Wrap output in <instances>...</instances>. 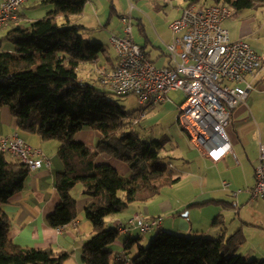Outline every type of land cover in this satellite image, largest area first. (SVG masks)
<instances>
[{"label": "trees", "instance_id": "1", "mask_svg": "<svg viewBox=\"0 0 264 264\" xmlns=\"http://www.w3.org/2000/svg\"><path fill=\"white\" fill-rule=\"evenodd\" d=\"M47 1L54 8L44 17L17 25L0 37V108L9 107L20 129L60 142L64 170L57 174L56 186L61 201L48 216V223L59 228L78 217L77 200L71 190L83 184L84 193L90 197L85 215L92 222L93 234L83 245L82 262L113 264L110 245L118 239L120 230L107 227L106 218L132 203L152 200L180 177L173 174L159 152L168 139L146 141L136 132L127 131V126L139 121L127 123L128 113L122 105L81 79L79 68L83 63L111 59L102 42H91L81 34L86 26L77 18L91 0ZM184 1L186 6L221 4L238 10L264 5V0ZM5 39L14 45L13 50L3 48ZM141 47L150 57L146 45ZM83 130L98 133L95 147L77 139ZM8 154L0 152V264H65L67 252L52 247H22L10 237L11 218L3 205L23 189L31 169ZM102 155L125 163L128 173L100 161ZM218 223H222L219 216L213 221ZM243 236L241 231L228 238L189 236L160 228L147 247L140 245V236L128 237L119 260L125 264H264V259L242 256L239 247ZM136 245L137 252L130 257Z\"/></svg>", "mask_w": 264, "mask_h": 264}, {"label": "crops", "instance_id": "2", "mask_svg": "<svg viewBox=\"0 0 264 264\" xmlns=\"http://www.w3.org/2000/svg\"><path fill=\"white\" fill-rule=\"evenodd\" d=\"M2 1L0 0V5ZM89 2L83 13L77 18V21L83 25H86L89 20L87 16ZM53 8L54 5L47 0H25L19 10L18 21L4 23L0 27V37L5 36L10 29L17 25L44 17ZM231 14L223 20V26L228 29L232 39L243 38L247 41V32L242 30L239 32L240 35L233 37L230 29L225 26L224 23ZM252 19L256 20L257 16ZM141 23L143 24L142 21ZM143 28L144 45H146L151 60L156 66H159L157 61L165 60L164 65L159 67L170 65L168 48L157 46L160 52L153 55L148 46L152 42L144 24ZM262 30L264 32V22L254 32L260 33ZM251 45L261 54L262 64L259 69L248 75V80L252 82L253 88L249 91L246 100L238 104L232 114V122L236 121L238 128L228 131L233 151L229 152L222 160L214 162L195 147L189 139V146L178 157L183 159L184 164L180 168L181 175H178L180 180L174 185L181 183L187 173L191 177V194L176 198L172 192H166V196H164L162 190L156 197L141 206L135 202L123 211L108 216L106 218L108 227H118L121 222L129 225L132 215L141 211L146 220L161 217L160 228L178 234L228 238L235 232L241 231L244 236L239 252L242 256H247V259H264V199H253L250 192L256 183L255 171L260 143L264 142V134L260 130V140L257 142L255 139L249 138L246 126L249 123L256 124L261 129V125H264L262 114L264 110V51L262 47ZM3 48L13 50L14 45L5 39ZM116 62L111 58L97 65L98 68L95 71L98 73V82H100L101 71L110 69ZM172 91L169 92V99H171ZM249 110L254 115L255 122L250 120ZM14 133H18L33 147L41 149L49 158L50 163L47 164L44 161L42 167L31 169L23 189L14 193L3 205L4 210L11 218L10 237L15 244L22 247H52L58 252H67L69 258L65 264L71 262L72 264H84L82 248L93 234L92 222L84 216L85 207L90 201V197L84 193V186L77 184L71 193L77 200L78 217L66 226L59 228L51 226L47 218L54 213L61 201V195L56 186L57 174L64 170V164L59 156L60 142L44 140L37 133L20 129L17 119L12 115L9 107L0 108V135L9 136ZM98 138L99 135L94 130H83L77 134V139L91 147L96 146ZM100 161L112 164L121 173H128V166L113 157L102 155ZM169 164L172 165L171 162ZM193 164H195L196 170L189 171L187 167ZM224 181H228L229 186L225 187ZM218 216L222 223L213 224L214 219ZM160 228L156 229L159 231ZM137 230H139L138 227H132L128 231H120L124 237L122 236L120 239L118 237L115 242L120 245L121 249L111 247L113 249L112 261L119 260L123 254L125 240L131 236L137 237L134 235Z\"/></svg>", "mask_w": 264, "mask_h": 264}, {"label": "built area", "instance_id": "3", "mask_svg": "<svg viewBox=\"0 0 264 264\" xmlns=\"http://www.w3.org/2000/svg\"><path fill=\"white\" fill-rule=\"evenodd\" d=\"M25 0H3L0 5V27L19 19V9ZM231 14L230 7L221 4L182 9L180 17L171 23L172 42L167 44L170 65L156 66L133 37L132 12L122 15V35L111 41L118 53L112 69L101 72L100 83L117 94L136 93L142 113L166 102L172 90L183 91L178 123L187 132L192 144L214 162L232 152L228 128L236 106L244 102L253 88L248 75L259 69L261 54L243 38L232 39L223 20ZM0 152H8L29 165L40 168L49 164L44 152L33 147L18 133L0 135ZM256 183L250 189L252 198L264 199V142L260 143ZM225 187L229 186L224 181ZM129 225L118 224L120 231L138 227L142 232L160 228L162 218L146 220L135 212ZM125 260L126 257L124 258Z\"/></svg>", "mask_w": 264, "mask_h": 264}, {"label": "rangeland", "instance_id": "4", "mask_svg": "<svg viewBox=\"0 0 264 264\" xmlns=\"http://www.w3.org/2000/svg\"><path fill=\"white\" fill-rule=\"evenodd\" d=\"M184 7H186V2L184 0H92L87 7V12H89L87 16L89 20L85 25L86 28L81 34L91 42H102L105 47L109 49L112 60L118 61V53L111 38L113 35H121L124 33L125 26L121 22V15L132 12L133 37L135 41L140 45L145 44V33L140 24L142 21L152 42L148 45L149 50L155 55L156 52H160L157 46H163L167 49L166 42L169 44L172 41L171 23L181 16ZM230 10L232 14L224 24L230 29L233 37L240 35L239 32L244 30L248 33V37L246 38L247 41L256 47H262L264 51L263 30L260 33L254 32L255 29L264 22V5L242 10L230 7ZM254 16H257L256 20L252 19ZM164 39H166V41H164ZM103 62H105V58L102 57L99 63H83L79 68L81 79L95 84L99 90L107 92L111 99L122 105L128 113V117L125 120L127 123L133 121L135 118H139L142 113V106L138 101L136 93L128 95L117 94L108 90L98 82V73L95 70L98 68L97 65ZM164 63L165 60L157 61V65L159 66L164 65ZM170 98L169 101L147 109L145 116L140 118L139 124L127 126L126 130L136 132L137 135L146 141L168 139L167 145L159 152L164 161L171 162L172 165H170V170L173 174L180 176V168H182L184 163L183 159L178 157L181 155V152L189 146L187 132L182 129L177 120L180 104L185 99V95L183 91L180 90L172 91L170 93ZM262 114L264 117V110ZM249 117L252 122H255L254 115L250 110ZM246 126L249 138H253L255 141L259 142L260 130L264 134V125H261V129H259L256 124L252 125L249 123ZM234 128L236 130L238 129L236 121L233 120L228 131ZM8 156H10V154H8ZM187 169L189 171H195L196 166L193 164L188 166ZM184 177L181 183L164 188V196H166V192H172L176 198L189 196L191 194V177L187 173ZM79 185L83 186L81 183H79ZM120 194L123 196L124 192H120ZM145 203H138V205L141 206ZM141 209L143 210V208ZM138 212L142 213L141 211ZM142 215L144 216L143 213ZM84 216H86L85 213ZM107 222L108 221H106V223ZM106 226L108 227L107 224ZM157 232L158 229L156 228L147 232H142V230L139 229L134 232V235L140 236V245L142 247H147ZM122 236L121 233L119 239ZM210 237L213 238L215 236ZM110 246L121 249L120 245L116 242L112 243ZM136 252L137 245L131 249L129 256H134ZM244 257L247 259V256L244 255ZM112 262L113 264H125L122 260H113ZM70 264H72V262Z\"/></svg>", "mask_w": 264, "mask_h": 264}]
</instances>
